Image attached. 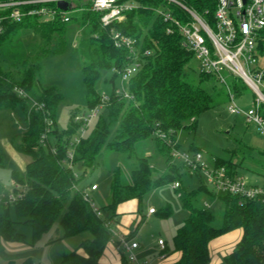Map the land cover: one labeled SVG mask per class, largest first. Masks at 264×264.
<instances>
[{
  "label": "trees",
  "instance_id": "16d2710c",
  "mask_svg": "<svg viewBox=\"0 0 264 264\" xmlns=\"http://www.w3.org/2000/svg\"><path fill=\"white\" fill-rule=\"evenodd\" d=\"M136 1L140 7L128 12L125 20L116 21L111 26L136 37L142 50L149 48L151 54L145 57L140 69L123 83V91L132 98H126L124 93L117 94L113 89L110 100L104 106L109 120L100 117L93 129L74 145V163H81L85 168L96 166L97 157L105 144L108 149L122 150L127 159H132L130 182L123 181L120 167L113 171L110 199L105 206L111 212V219L116 217L120 203L137 198L141 204L144 196L153 189L177 181L180 166L169 160L172 151L179 146L176 142L179 131L195 128L198 116L219 104V100L204 86V83L215 79L213 75L200 73L198 83L187 79L185 66L194 54L182 45V36L177 29L168 32L169 22L155 9L166 7L184 22L191 19L189 13L163 0ZM182 1L213 24L218 0ZM77 6L80 7V4ZM71 23H78L83 28L80 41L84 57L82 73L90 108L101 102L96 85L102 71L113 70L115 77L120 76L130 63L128 48L115 45L112 27H104L100 14L86 7L76 11L74 7L69 22L57 20L44 23L29 18L8 24L0 33V47L21 27L38 28L43 37L42 47L17 63L4 64L0 54V109L21 110L24 113L26 127L15 149L30 157L25 177L17 169L12 171L15 183L20 185L18 192L21 195L14 201L8 196L0 197V235L9 242L23 241L25 234L16 226L28 224L33 229V238L39 239L59 221L63 237L82 232H89L91 236L83 239L77 249L64 252L58 264H103L100 259L112 236L106 225L109 219L99 215L98 211L102 210L93 208L74 189L79 179L74 169L63 162L81 122L72 118L64 131L59 130L56 117L64 93L56 85L46 84L41 79L43 59L49 53L65 49L66 30ZM228 83L236 96L244 94V83L233 77L228 79ZM261 112L264 115V107ZM114 120H120V126L114 138L108 140L110 124ZM45 132L55 136L56 152L52 151L49 139L45 145L40 142ZM151 136L155 137L160 152L167 157L168 165L164 173L156 174L149 157L135 154L136 142ZM44 146L49 147L48 152ZM253 150L246 145L233 149L229 159L219 158L216 165H225L231 174L238 175L236 168L242 165L243 160L253 156ZM3 158L4 154L0 151V165H4ZM176 191L188 211V216L172 238L174 249L182 252L177 264H208L210 241L237 228L243 230L242 237L233 251L224 257V263L264 264V200L213 192L206 186L188 191L180 182ZM217 199L224 204L223 220L219 226L215 225L216 216L211 206H205V203ZM170 213L169 205L160 210L162 216ZM142 222L141 219L135 229ZM80 248L86 254H81L78 251Z\"/></svg>",
  "mask_w": 264,
  "mask_h": 264
},
{
  "label": "rangeland",
  "instance_id": "374dc122",
  "mask_svg": "<svg viewBox=\"0 0 264 264\" xmlns=\"http://www.w3.org/2000/svg\"><path fill=\"white\" fill-rule=\"evenodd\" d=\"M83 37V28L78 23L68 24L66 30V47L62 52L49 53L43 59L42 82L54 84L64 93V98L58 106L57 126L64 131L70 124L71 119L77 115L88 114L92 108L86 100V87L83 81L82 66L84 57L80 50V41ZM43 44L42 33L38 28L21 27L11 34L10 39L0 47L1 59L4 64L17 63L29 55L37 52ZM187 79L193 83L199 82L202 66L194 56L185 66ZM204 86L219 100V104L207 111L202 112L197 119L195 128H186L179 131L177 136L178 148L171 154L172 163L180 166V176L177 179L188 191L206 186L209 190L216 192V187L208 181L205 172L201 168L195 169L184 164V158L177 156L178 152H186L193 157L200 152L203 161L213 168L217 159H229L231 150L243 145L252 147L253 156L243 160L241 166L237 167L238 176L250 183L264 185V135L260 134L255 125L248 124L243 113H232L229 104L232 102L225 84L217 78L204 83ZM97 90L110 94L116 87H121L120 76H114L113 70H103L97 82ZM254 94L250 87L246 86L242 96H236L235 102L247 109L252 105ZM104 117L109 120L106 107H100L98 116L89 125L85 135L95 126L97 120ZM120 120H114L110 124V135L112 140ZM26 127L25 115L21 110L0 109V151L4 154V165H0V197L8 196L14 192L15 181L12 177L13 169H17L22 177L26 176L23 166L15 160L8 147H14L20 141L22 131ZM76 136H82L79 129ZM49 141L54 145L55 136L49 134ZM170 143V142H169ZM48 152L49 147L44 146ZM137 156H147L156 174L167 170V157L163 155L154 136L139 140L134 145ZM23 155V154H22ZM25 160L30 157L23 155ZM133 165L132 159H127L122 150L108 149L103 147L97 157V164L93 168H85L81 163H74V172L79 183V188L90 187L96 183L99 189L90 191L92 202L97 209L102 210L105 218H110L111 212L106 209L110 199V184L115 168L120 167L124 182H130V169ZM153 189L144 196L143 209L146 211L154 207L158 212L151 218H146L142 224V234H175L177 228L188 216V211L183 206L181 198L176 191L174 183ZM169 205L171 213L162 216L160 210ZM214 211L215 225L219 226L223 220L224 204L220 200L208 203ZM15 217L14 213H12ZM143 220V217H141ZM140 219V220H141ZM17 230L22 231L25 236L23 241L13 243L4 240L0 235V264H29L31 260H38L46 264H58L64 252L77 249L81 241L91 236L89 232H82L73 236L63 237V228L59 221L39 239L33 238V229L28 224H18ZM171 243L172 236L169 238ZM4 244V245H3Z\"/></svg>",
  "mask_w": 264,
  "mask_h": 264
},
{
  "label": "built area",
  "instance_id": "2783aa9c",
  "mask_svg": "<svg viewBox=\"0 0 264 264\" xmlns=\"http://www.w3.org/2000/svg\"><path fill=\"white\" fill-rule=\"evenodd\" d=\"M60 1L70 3V9H64L58 5ZM169 4L178 5L189 13L191 19L187 22L176 17L170 9L158 7L157 14L169 22L168 32L177 29L182 36V45L192 51L202 66V72L213 75L221 83L225 84L232 102L229 110L232 113H243L248 124L255 125L257 131L264 135V115L261 108L264 107V0H218L214 13L213 24L205 16L199 14L195 9L186 5L182 0H163ZM80 4V7L77 6ZM85 7L100 14V20L104 27H110L116 21H123L127 13L140 7L136 0H0V33L4 32L10 23L36 18L44 23L54 21L69 22L72 13ZM112 27V26H111ZM111 34L114 43L118 47H126L130 52V63L120 74L121 87H116L117 94L124 93L126 98L132 96L123 91V83L136 73L146 56L151 54L149 48L142 50L141 43L134 36L124 34L122 31L112 27ZM230 77L241 81L250 87L254 94L252 105L243 109L235 102L236 93L232 91L228 83ZM110 94L103 93L101 102L92 108L88 114L77 115L75 121L81 122L80 130L82 136L74 137L68 146L67 154L63 160L64 164L74 169L75 144L85 136L92 120L98 116L99 108L104 107L110 100ZM34 104H37L34 101ZM49 133L45 132L40 138L42 144L47 143ZM56 152V146H51ZM177 156L184 158V164L195 169L204 170L208 181L213 184L217 191L239 195L245 199L264 200V185L250 183L246 179L231 174L225 165H215L210 168L202 159L200 152L190 157L186 152H178ZM175 188L179 182L174 183ZM20 185L16 184L14 192L8 197L14 201L21 195L18 192ZM98 188L96 183L90 187L79 188L74 185L83 198L97 209L92 202L90 191ZM205 206H210L205 203ZM149 213L156 212L150 207ZM103 215L102 211H98ZM106 225L112 235H116L113 228V220H107ZM162 249H165V240H158ZM119 243L128 254V259L134 264L140 263L134 249L139 246L137 241L130 240L125 236H119ZM164 256V255H163ZM29 264H46L38 260Z\"/></svg>",
  "mask_w": 264,
  "mask_h": 264
},
{
  "label": "crops",
  "instance_id": "0c3cea01",
  "mask_svg": "<svg viewBox=\"0 0 264 264\" xmlns=\"http://www.w3.org/2000/svg\"><path fill=\"white\" fill-rule=\"evenodd\" d=\"M8 150L11 151L12 157L18 161L20 166L26 169V164L29 160H25L23 155L12 146L8 147ZM98 189L99 186L96 190ZM156 213L157 211L154 213L145 212L143 200L140 204L137 198L120 203L117 206L116 217L113 219V228L118 234L111 236L101 256V262L103 264H124L126 260V264H134L128 259L127 252L119 243V236H125L139 243L134 252L140 263L177 264L182 257V252L174 249L173 240L171 243L169 241V238L171 236L173 238L174 234H142V224L145 219L151 218ZM141 217H143V222L135 229ZM242 233L243 230L237 228L212 239L209 243L210 260L208 264H225L224 257L233 251L240 241ZM160 238L165 240V249H162L158 242ZM78 251L81 254H86L82 248L78 249Z\"/></svg>",
  "mask_w": 264,
  "mask_h": 264
},
{
  "label": "water",
  "instance_id": "95a60500",
  "mask_svg": "<svg viewBox=\"0 0 264 264\" xmlns=\"http://www.w3.org/2000/svg\"><path fill=\"white\" fill-rule=\"evenodd\" d=\"M58 5L64 9H70V3L67 1H60Z\"/></svg>",
  "mask_w": 264,
  "mask_h": 264
}]
</instances>
